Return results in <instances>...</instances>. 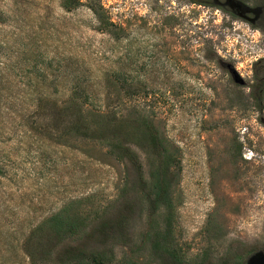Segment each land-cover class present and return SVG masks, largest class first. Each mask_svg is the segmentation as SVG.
Here are the masks:
<instances>
[{
    "label": "rangeland",
    "instance_id": "1",
    "mask_svg": "<svg viewBox=\"0 0 264 264\" xmlns=\"http://www.w3.org/2000/svg\"><path fill=\"white\" fill-rule=\"evenodd\" d=\"M82 69L140 84L124 103L152 115L173 154L169 240L182 264L264 251V95L250 94L264 80V0H0V264H29L31 231L62 209L93 215L124 184L126 198L138 192L128 161L64 134ZM147 207L135 206L127 241H108V264H160L166 212Z\"/></svg>",
    "mask_w": 264,
    "mask_h": 264
},
{
    "label": "trees",
    "instance_id": "2",
    "mask_svg": "<svg viewBox=\"0 0 264 264\" xmlns=\"http://www.w3.org/2000/svg\"><path fill=\"white\" fill-rule=\"evenodd\" d=\"M88 7L99 30L113 33L115 24L103 15L102 9L91 4ZM122 74L105 70L95 79L84 69L78 71L69 87L71 96L65 98L62 105L64 134L73 131L81 142L95 143L99 150L93 147L90 150L104 158L128 161L135 173L131 188L139 194L137 192L134 200L126 198L127 185L124 184L118 197L93 215L79 211L69 213L66 208L51 215L47 223H39L31 231L35 238L24 244L29 264H108L112 257L108 241L115 238L127 241L131 214L135 206L140 208L144 201L152 213L160 208L166 212L165 230L155 241L160 264H182L169 240V189L175 173L173 154L159 137L152 115L135 104L125 105V98L138 94L140 84L127 81ZM256 79L250 94L260 101L264 95V80L257 76ZM97 96H101L102 101L96 106L93 98ZM141 157L149 167L146 176ZM243 263V258L228 253L221 257L219 264Z\"/></svg>",
    "mask_w": 264,
    "mask_h": 264
},
{
    "label": "water",
    "instance_id": "3",
    "mask_svg": "<svg viewBox=\"0 0 264 264\" xmlns=\"http://www.w3.org/2000/svg\"><path fill=\"white\" fill-rule=\"evenodd\" d=\"M244 264H264V251L257 250L252 252L247 256Z\"/></svg>",
    "mask_w": 264,
    "mask_h": 264
},
{
    "label": "flooded vegetation",
    "instance_id": "4",
    "mask_svg": "<svg viewBox=\"0 0 264 264\" xmlns=\"http://www.w3.org/2000/svg\"><path fill=\"white\" fill-rule=\"evenodd\" d=\"M261 10H262V8H259V9H258V13H260V12H261Z\"/></svg>",
    "mask_w": 264,
    "mask_h": 264
}]
</instances>
